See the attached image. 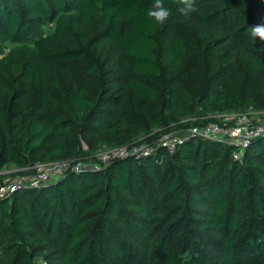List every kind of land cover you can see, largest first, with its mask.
<instances>
[{
    "label": "trees",
    "instance_id": "1",
    "mask_svg": "<svg viewBox=\"0 0 264 264\" xmlns=\"http://www.w3.org/2000/svg\"><path fill=\"white\" fill-rule=\"evenodd\" d=\"M152 3L0 0V54L29 43L0 60V169L83 159L95 122L120 135L195 106L264 108V40L247 35L264 0H196L189 17L165 0L169 21L207 40L199 51ZM148 146L1 198L0 264H264V136L243 158L190 134Z\"/></svg>",
    "mask_w": 264,
    "mask_h": 264
},
{
    "label": "rangeland",
    "instance_id": "2",
    "mask_svg": "<svg viewBox=\"0 0 264 264\" xmlns=\"http://www.w3.org/2000/svg\"><path fill=\"white\" fill-rule=\"evenodd\" d=\"M53 28V26L50 27L48 25L46 19H43L39 29L51 32ZM164 28L168 31L177 30L179 33L184 35L187 39V44L192 51H199V49L204 47L207 42L205 38L197 36L191 28H184L179 24H175L173 21L168 20L166 23H164ZM28 44L29 43H27V41L24 43H12L8 41L4 42V53L0 54V60L13 50H20ZM239 113L240 112H235L233 110H226L221 114L213 115L205 112L202 108L195 106L190 114L183 116L181 119H179V121H173L166 127L155 125L151 127L149 132L132 129L120 135L106 134L102 127H99V123L95 122V130L93 131L94 137L92 138L91 143H88V141L83 142L84 156L82 158L87 163H101V156L105 153H109L113 156L122 147L131 148L132 146L138 147L140 145L144 146L150 143L154 144L157 141H169L171 138L179 136L183 132L190 130L193 126L217 121V119L221 120L226 115ZM250 114H252L251 119L253 122L264 124V108L258 110L253 109L250 111ZM46 164H48V162H36L34 165L20 168L14 163H7L2 169H0V173L17 172L31 177L33 174H35L37 168ZM2 180L3 175L0 174V181Z\"/></svg>",
    "mask_w": 264,
    "mask_h": 264
},
{
    "label": "built area",
    "instance_id": "3",
    "mask_svg": "<svg viewBox=\"0 0 264 264\" xmlns=\"http://www.w3.org/2000/svg\"><path fill=\"white\" fill-rule=\"evenodd\" d=\"M190 134L195 137L201 136L208 139H219L229 142L234 147V156L243 158L246 148L251 141L257 137L264 136V124L252 121L248 113H239L226 115L220 121H213L202 125L193 126L190 130L183 132L181 135L171 138L169 141H159L167 145L170 149L176 147V142L181 136ZM148 145L132 146L131 148H121L115 155L105 153L101 156V163H87L80 160H58L37 168L35 174L28 177L21 173H10L4 176L0 183V199L9 197L21 187H32L46 184L54 179L63 176L69 170H79L82 168H99L101 164H108L116 158H123L130 154L139 153L148 150ZM142 153V152H141ZM6 174V173H5ZM46 264V263H43Z\"/></svg>",
    "mask_w": 264,
    "mask_h": 264
},
{
    "label": "clouds",
    "instance_id": "4",
    "mask_svg": "<svg viewBox=\"0 0 264 264\" xmlns=\"http://www.w3.org/2000/svg\"><path fill=\"white\" fill-rule=\"evenodd\" d=\"M196 0H178V13L183 17H189L196 12ZM147 15L157 24L166 23L173 15L172 9L165 6V0H153L152 6L147 10ZM248 38L254 43L259 37L264 40V25L252 27L247 33Z\"/></svg>",
    "mask_w": 264,
    "mask_h": 264
}]
</instances>
